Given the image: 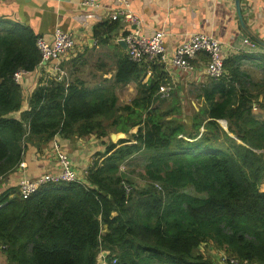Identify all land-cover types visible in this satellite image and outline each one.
<instances>
[{
	"label": "trees",
	"instance_id": "obj_1",
	"mask_svg": "<svg viewBox=\"0 0 264 264\" xmlns=\"http://www.w3.org/2000/svg\"><path fill=\"white\" fill-rule=\"evenodd\" d=\"M36 39L26 27L0 22V176L20 163L27 144L40 150L56 135L107 141L82 184L46 183L27 199L15 188L0 192L7 264H97L104 249L115 264H213L196 254L202 243L264 264V120L252 112L253 103L264 110V98L259 103V91L244 81L240 57L224 60L225 74L208 79L196 106L173 91L161 98L163 75L142 83L146 65L121 56L113 84H136L129 103L118 104L112 87L55 77L39 81L29 109L10 118L23 101L14 74L40 62ZM110 133L127 138L112 143ZM139 153L147 156L150 185L134 189L119 168Z\"/></svg>",
	"mask_w": 264,
	"mask_h": 264
},
{
	"label": "crops",
	"instance_id": "obj_2",
	"mask_svg": "<svg viewBox=\"0 0 264 264\" xmlns=\"http://www.w3.org/2000/svg\"><path fill=\"white\" fill-rule=\"evenodd\" d=\"M82 1L84 0H0V22L26 27L35 36L46 40H50L55 31H61L71 34L76 41L75 48L66 53L57 64H47L21 75L20 80L16 82L23 96L21 109L8 117L19 119L20 113L29 109L28 98L39 81L55 77L60 80L64 77L66 83L79 80L93 88L84 78L79 77L81 69L85 68L89 61L92 65L88 66V75L96 80L101 79L96 87H112L118 104L122 100L118 94L120 91L127 90L124 91L128 92L127 101L135 97V83L131 82L125 86L113 84L117 60L126 56L121 38L135 26L119 21L115 28H110L104 33L103 31L114 23L110 21L109 15L118 9L119 2L95 0L99 8L93 9L83 7ZM239 9L244 27L239 22L235 0H132L130 3L131 12L140 18L137 29L147 35L162 32L165 47L169 52L183 39L194 34H205L217 39L221 44L224 60L240 57L239 72L244 74V81L251 87V91L259 90L260 103L264 98V0H239ZM248 36L257 38L261 45L251 48L243 44V40L249 38ZM200 56L202 55L191 61L190 71L143 63L147 68L139 81L143 79L142 83H146L154 79L159 80L162 74V85L175 92L182 104L190 103L196 106L194 96L209 79L205 74L207 62L200 59ZM56 65L61 71V76L53 71ZM249 70L256 72L251 73ZM156 94L159 95L158 92ZM253 106L252 112L257 118L261 113L264 114V110L259 109L256 103H253ZM257 111L259 113H256ZM134 132L131 130L129 133ZM103 141L107 139L93 135L71 139L56 135L40 150L27 144L20 163L0 176V192L8 188L17 190L21 178L32 179L59 173V154L68 157L72 169L84 181V172L93 155L104 150ZM129 162L126 164L129 165ZM21 163L24 164L23 168L20 167ZM105 231L103 228L101 233ZM0 264H7L2 251Z\"/></svg>",
	"mask_w": 264,
	"mask_h": 264
},
{
	"label": "built area",
	"instance_id": "obj_3",
	"mask_svg": "<svg viewBox=\"0 0 264 264\" xmlns=\"http://www.w3.org/2000/svg\"><path fill=\"white\" fill-rule=\"evenodd\" d=\"M119 7L109 15L110 21H124L135 28L132 31L124 33L121 40L125 46V53L128 59L135 63H152L166 67H175L182 71L191 70V61L198 57L200 53H204L208 56V62L205 67V74L209 78L219 79L225 74L224 70V58L221 51V44L219 41L211 36L205 34H194L183 39L172 51H168L164 44V34L162 32H155L147 35L142 34L137 25L140 23V18L134 15L130 10V3L132 0H117ZM81 5L86 8H99L95 0H84ZM243 44L254 48V44L249 38L243 40ZM76 41L69 33L55 31L50 40H46L43 37H37L36 48L40 55V62L38 67L44 65H51L52 63H58L60 59L69 51L75 48ZM37 67V68H38ZM55 73L61 71L58 69V65L53 67ZM26 71H18L14 74L15 82H18L21 75ZM171 89L168 86H160L158 93L161 98L166 99L169 97ZM254 108V106H253ZM58 160L61 165V170L57 174H45L40 177L28 179L21 178L18 181L17 191L22 199H27L37 189L46 183H61V182H79L83 183L82 178L74 172L71 166V161L64 154L58 155ZM20 167L23 168L24 164L21 163ZM125 169V164L120 166L119 170L122 172ZM87 170V169H86ZM86 171L84 172V176ZM155 187L160 190L161 187L158 184H154ZM125 193H129L132 189L128 184L123 183ZM210 247L212 249L213 256L215 258L214 264H253L242 262L233 256H229L223 250L215 249L211 243H202L197 249L203 250ZM105 250V249H104ZM100 250L97 256V264H115L116 259H112L111 262L107 260L108 250ZM201 255V254H199Z\"/></svg>",
	"mask_w": 264,
	"mask_h": 264
},
{
	"label": "rangeland",
	"instance_id": "obj_4",
	"mask_svg": "<svg viewBox=\"0 0 264 264\" xmlns=\"http://www.w3.org/2000/svg\"><path fill=\"white\" fill-rule=\"evenodd\" d=\"M90 63L88 65L85 66V68L81 69V74L79 75L80 78H84L83 80L88 83V85H92V87H96V85L98 84V82L101 81V79L99 78L98 80H96L94 77H92L89 73V65H92V62L89 61ZM250 72L252 70H249ZM252 72H256V71H252ZM251 72V73H252ZM67 78V77H66ZM255 78V76H253V79ZM68 79V78H67ZM251 88V87H249ZM127 90H123L120 91L119 94V98H121L122 100L120 101V104H125L126 102L128 103L131 98H129V100H126L127 97V93L124 92ZM259 90H252V93H257ZM258 103V102H257ZM256 113H259L258 111ZM254 115L256 116V114L254 113ZM264 118V114L261 113L259 115V120H263ZM133 131L136 132V128L132 129ZM126 136V135H124ZM122 136V137H124ZM121 137V136H119ZM127 138V137H126ZM147 156L144 153H139L138 155H135L134 157L131 158L129 165L125 164V169L121 172L122 176L126 179L131 181L132 186L134 187V189H142V188H146L147 186H149L150 184L147 183L145 175H144V168L145 165L147 164ZM264 190V182L262 184L261 187ZM104 253L105 250L103 251ZM196 254H201L203 257L208 258L211 260V262L214 264L215 263V258L213 256L212 253V249L210 247L204 248L203 250L197 249L196 250Z\"/></svg>",
	"mask_w": 264,
	"mask_h": 264
},
{
	"label": "water",
	"instance_id": "obj_5",
	"mask_svg": "<svg viewBox=\"0 0 264 264\" xmlns=\"http://www.w3.org/2000/svg\"><path fill=\"white\" fill-rule=\"evenodd\" d=\"M235 5H236V11H237V15H238L239 22H240V24L242 25V27H244V25H243V21H242V18H241L240 9H239V0H235ZM248 37H249V39H250L254 44H256V45H261L260 41H259L257 38H255V37H253V36H251V37L248 36ZM124 47H125V46H124ZM219 123L221 124V126H222L224 129H226V121L221 120ZM119 136H121V137H119ZM122 136H123V134H120V133H112V134L109 135V138H110V141H111L112 143H116L119 139H122V138H123Z\"/></svg>",
	"mask_w": 264,
	"mask_h": 264
}]
</instances>
